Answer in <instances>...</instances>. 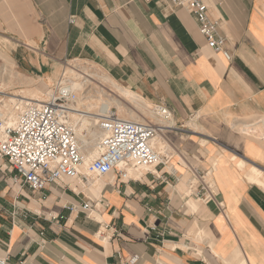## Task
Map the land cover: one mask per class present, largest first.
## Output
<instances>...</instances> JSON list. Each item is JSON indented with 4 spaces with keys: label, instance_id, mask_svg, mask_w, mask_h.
<instances>
[{
    "label": "crops",
    "instance_id": "crops-1",
    "mask_svg": "<svg viewBox=\"0 0 264 264\" xmlns=\"http://www.w3.org/2000/svg\"><path fill=\"white\" fill-rule=\"evenodd\" d=\"M205 1L231 60L171 0H0V38L33 52L29 65L88 61L193 134L166 166L99 190L65 180L33 192L0 158L6 264H264V189L237 163L264 167V138L246 128L264 124V0Z\"/></svg>",
    "mask_w": 264,
    "mask_h": 264
},
{
    "label": "built area",
    "instance_id": "built-area-1",
    "mask_svg": "<svg viewBox=\"0 0 264 264\" xmlns=\"http://www.w3.org/2000/svg\"><path fill=\"white\" fill-rule=\"evenodd\" d=\"M177 7L187 8L196 18L200 33L215 52L231 60L226 40L219 34V21L209 16L205 0H171ZM77 99L68 86H60L46 101L28 103L19 112L10 114L0 98V158L7 160L16 185L33 192L44 191L48 186L76 180L90 184V176L83 172L86 149L80 143L72 124L70 102ZM156 111L165 120L172 114L163 105ZM16 113V111H15ZM101 136L96 145V156L87 170L97 177L117 174L120 181L132 178V172L142 174L169 163V155L156 147V127L147 123L124 120L112 109L106 110L98 120ZM81 210H91L84 203ZM137 261L134 257L131 262ZM0 264H6L0 259Z\"/></svg>",
    "mask_w": 264,
    "mask_h": 264
},
{
    "label": "rangeland",
    "instance_id": "rangeland-1",
    "mask_svg": "<svg viewBox=\"0 0 264 264\" xmlns=\"http://www.w3.org/2000/svg\"><path fill=\"white\" fill-rule=\"evenodd\" d=\"M14 46L9 45L5 40H2L0 38V90L4 91L5 94H0V98L2 99L3 106L9 112V107H6V104L8 103L9 99L8 96H20V97H31L29 90H33L36 92V94L39 97H42L44 101L48 100L55 91L62 85L67 86L68 84H71V81H74V77L70 74L67 76L66 73L68 72L67 68H79L80 70H84L87 74L92 75L93 79L90 80L85 84V88L80 91H74V93L77 95V100L84 99L86 96H92L94 99L98 100L99 98H103L107 101L113 102V98H115L117 95H119L118 90L116 86L113 84V82L107 81L106 79H110V77L101 70L100 67H97L96 65L88 62V61H81V60H70L63 63H54L49 65H42L39 64V66H31L27 63V60L32 57H27L28 55H31L33 52L28 51L24 48L18 49L17 52L13 48ZM17 55H23L26 59L19 60ZM35 56V60L37 61L36 56L38 55L37 52L33 54ZM29 58V59H28ZM39 61H41L40 58H38ZM19 60V63L17 61ZM47 63V62H45ZM66 77V78H65ZM80 82H82V78L78 77ZM116 83V82H115ZM117 84V83H116ZM70 86H68L69 88ZM104 90L108 91L106 93ZM112 91V93L110 91ZM114 92V93H113ZM7 94H9L7 96ZM113 96V97H112ZM25 100V99H22ZM75 102V101H74ZM74 102H70L71 108L72 106L76 105ZM124 102L126 105L130 108H134L135 106L126 101L124 99ZM10 108L13 109L15 113V116L19 112L16 110L15 104H10ZM155 104L150 103V107L147 108V114L148 115H142L144 119L149 122L152 126L156 127L158 130V134L156 138L161 134L162 125L159 121H165L162 119L161 116H155V118H152L150 115L153 114V112L156 111ZM86 109H89L88 106H86ZM100 109V110H99ZM112 109L115 111L120 118L123 119V117H133L137 118L134 114L127 113L125 111L121 112L119 108L116 107L114 104L112 107H104V108H95L93 109L94 113H100L105 112L106 110ZM97 110H99L97 112ZM73 112V111H72ZM10 113V112H9ZM11 114V113H10ZM72 114V113H71ZM13 115V114H12ZM101 116V115H100ZM100 119V118H99ZM72 120V117H71ZM125 120V119H124ZM76 129V127H75ZM92 130L96 136L97 141L99 140L101 133L98 128V122L96 124H90L87 125V127L84 129L83 134L85 136L88 135V130ZM180 128L176 125H174L173 129H167L164 133L165 142L163 144H159L157 142V147L161 148L162 151H169V152H175L176 148L173 145V142L181 144L183 141L187 143L191 138V135H193L189 128L183 129V131L179 130ZM77 132V131H76ZM204 134V132H202ZM204 140L207 139L205 135L201 136ZM90 138V136H88ZM204 146L208 147V143H204ZM225 153V152H224ZM168 154V153H166ZM212 163H215V169L218 171V167L220 165V161L216 160ZM223 161H221V164ZM213 167V166H212ZM260 169L264 171V167L259 166ZM133 173V172H132ZM208 176V177H207ZM111 177V176H110ZM207 177V178H206ZM93 178V176L90 177ZM105 177L102 178H96V180H91L90 184L93 185L94 182L98 181L100 184H105ZM113 180V178L111 179ZM201 180L204 181L203 183L206 186H211V188L214 187V182L212 179V173L205 171L201 177ZM214 189V188H213ZM195 206L197 203L194 201H191Z\"/></svg>",
    "mask_w": 264,
    "mask_h": 264
},
{
    "label": "bare ground",
    "instance_id": "bare-ground-1",
    "mask_svg": "<svg viewBox=\"0 0 264 264\" xmlns=\"http://www.w3.org/2000/svg\"><path fill=\"white\" fill-rule=\"evenodd\" d=\"M68 72L66 73L65 76L70 74L72 77H74V81H71V84H68L67 86H70L69 89L74 93V91H80L85 88V84L89 82L90 80L93 79L92 75L87 74L84 70H80L79 68H67ZM82 78V82L78 81L79 78ZM66 78V77H65ZM107 81L109 80L110 82H113V84L116 86L119 95H117L115 98H113V102L107 101L103 98H99L98 100L94 99L92 96H86L84 99L80 100H72L76 105L72 106L73 112L71 114L72 117V124L76 127V131L80 140V143L82 146L85 147L87 153L85 155L84 159V166H83V172L89 175L91 180H96V178H103V177H97L94 174H90L87 170V167L91 160L96 156V145H97V136L92 130H88V135L85 136L83 134L84 129L87 127V125L90 124H96L100 118V115L104 112L100 113H94L93 109L95 108H104V107H112L114 104L116 105L117 108L121 110V112L125 111L127 113L134 114L137 118L133 117H123L125 120H130L134 122H139V123H147L144 117H142L141 114L143 115H148L147 114V108L150 107V102H148L145 98L142 96L134 93L133 91H130L126 88H123L116 84L114 81L111 79H106ZM106 93L109 94L108 91L104 90ZM110 91V90H109ZM112 93V91H110ZM31 97H20V96H12L7 94L8 96V103L6 104V107H9V112L11 114H15L12 108H10V104H15V106H19L18 109H23L24 105L28 103H40L43 102L44 100L42 97H39L36 92L33 90H29ZM114 93V92H113ZM0 94H5L4 91L0 90ZM113 97V96H112ZM25 99V100H22ZM124 99L130 103H132L135 107L130 108L126 105L124 102ZM86 106L89 107V109H86ZM100 110V109H99ZM97 110V112L99 111ZM159 116V113L157 111L153 112L150 116L152 118H155V116ZM162 119H164L162 117ZM165 120V119H164ZM160 124L162 125L161 134L156 138V143L158 142L159 144H163L165 142V137L164 133L167 129H173L175 122L171 118L169 120L165 121H159ZM247 129L252 130L258 138H264V124L263 123H256L253 126H247ZM90 136V138H88ZM236 160V158H233ZM238 166L239 168L245 173L247 176L248 180L251 183L258 184L261 188L264 189V171L258 167H248L247 164L243 161H238ZM112 176V174L106 175L105 177ZM93 185L97 187V189H101L104 184H100L98 181L94 182ZM243 264H247L244 262Z\"/></svg>",
    "mask_w": 264,
    "mask_h": 264
}]
</instances>
